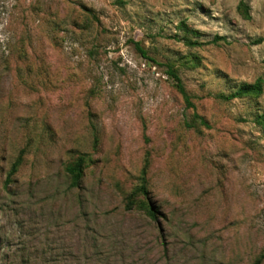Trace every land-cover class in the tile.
<instances>
[{"label": "rangeland", "instance_id": "374dc122", "mask_svg": "<svg viewBox=\"0 0 264 264\" xmlns=\"http://www.w3.org/2000/svg\"><path fill=\"white\" fill-rule=\"evenodd\" d=\"M243 1L248 17L240 0H0V264L264 255V0ZM257 78V96L216 97Z\"/></svg>", "mask_w": 264, "mask_h": 264}, {"label": "trees", "instance_id": "16d2710c", "mask_svg": "<svg viewBox=\"0 0 264 264\" xmlns=\"http://www.w3.org/2000/svg\"><path fill=\"white\" fill-rule=\"evenodd\" d=\"M237 9L245 17L249 16L247 4L243 0H240L239 4L237 6ZM180 27L184 32H186L188 34H192L195 37H198L201 35L198 30L190 28L185 22H181ZM184 39H185L186 44H188L190 46L201 45L204 43V42H201L197 39H191L187 35L184 37ZM218 39H220V37L215 36L209 42H216ZM135 46H136L137 50L141 53L142 56L149 58L147 56L146 51L138 43H135ZM150 60H152V59H150ZM166 74L172 80L173 87L182 96L183 101L185 103V106L187 108H194V103L191 100V96L188 93V91L186 90L184 83H183L181 77L179 76L178 72L176 71L175 67L172 66L171 64H167ZM262 90H263V81L260 78H257L252 83L243 82V83L239 84L236 89H234L233 91H231L229 93H223V92L218 93L216 95V97L220 98L222 100H232L235 98H240V97H245V96H257V95L262 93ZM256 121L262 126V128L264 130V113L258 114L256 116ZM193 122L195 123L196 127H198L199 125L209 127V123L206 121V119L197 113L193 114ZM188 126H193V125H191L189 123ZM23 152H24V149H21L17 160L15 162H13V164L11 165V168H10V170L6 176V179H5V185L6 186H8L9 183L12 181V179H11L12 175L15 174L17 171L18 165L20 164L21 159H22V153ZM84 168H85V160H84V157L82 155L77 157L75 160H73L72 162H70L66 165L65 170L67 171V173L70 176V179H71L70 185L71 186H79L81 179H82V176H83ZM138 192L143 194V195H147L148 190L146 188V184L143 183L140 186ZM129 202H130L129 203L130 208H132V206H134V204H135L136 206L144 209L151 217H153V218L156 217L157 210L155 208H153L152 205H150L148 202H145V201H140V203L137 205L135 198H134V194L131 196V199L129 200ZM263 257H264V255L262 254L256 260L255 264H260Z\"/></svg>", "mask_w": 264, "mask_h": 264}]
</instances>
